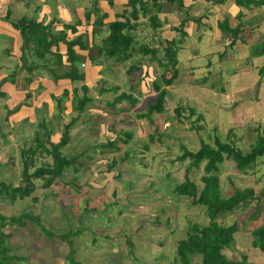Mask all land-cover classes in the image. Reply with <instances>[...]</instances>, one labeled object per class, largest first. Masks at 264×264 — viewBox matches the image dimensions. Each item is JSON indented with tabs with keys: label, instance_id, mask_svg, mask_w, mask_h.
<instances>
[{
	"label": "rangeland",
	"instance_id": "rangeland-1",
	"mask_svg": "<svg viewBox=\"0 0 264 264\" xmlns=\"http://www.w3.org/2000/svg\"><path fill=\"white\" fill-rule=\"evenodd\" d=\"M72 1L77 3L75 19L80 5H90L93 14H102L93 0ZM147 1L152 7V1ZM158 1L163 7L157 13L161 25L156 30L148 15L131 19L136 38L132 58L124 64L99 58L92 66L86 58L91 54L88 50L80 63L83 80L55 81L42 61L31 55L25 66L33 64L32 69L21 68L12 44L6 58L0 55V73L8 76L7 90L0 95V182L20 184V148L35 133L42 134L39 122L43 118L51 131L49 140L60 139L62 126L77 116L71 107L76 96L72 88L81 96L83 84L92 99L71 126V139L62 149L67 157L78 156L73 166L48 187L44 180H35L34 192L23 199L12 201L0 195L1 214L25 212L39 219L4 229L12 234L10 252L22 256L14 264H69L70 240L77 264H182L175 252L178 240L185 237L190 224H206L207 216L205 207L175 192L185 175L199 190L202 187L203 164L187 170L189 160L176 158L180 145L195 151L201 141L213 145L215 136L224 140L233 129L235 144L246 151L254 139L253 128L264 123V78L257 74L264 56L246 59L249 47L264 38V9L239 8L233 0H183L185 11ZM187 15L182 27L187 35L182 37L180 24ZM224 18L231 27L243 22L231 45L218 28ZM104 35L101 29L98 38ZM181 38L179 76L165 85L158 59L137 49L146 44L162 57L166 42ZM84 39L87 42L88 36ZM203 77L206 82L198 83ZM153 82L164 87L167 96L164 111L153 113L150 121L141 115L157 94ZM121 92L131 94L136 103L131 106L126 98L111 106ZM178 105L183 110L177 120ZM189 108L195 111L192 116ZM108 142L115 143L105 146ZM35 160L40 166L50 158L43 154ZM218 176L223 197L232 195L234 188L251 189L254 195L248 204L218 219L222 225H237L233 243L223 253L230 260L245 256L247 264H264V252L252 245L251 234L264 216V164L259 160L254 169L239 172L231 160H224ZM68 232L73 233L68 239L60 237ZM199 260L193 257L192 264Z\"/></svg>",
	"mask_w": 264,
	"mask_h": 264
},
{
	"label": "trees",
	"instance_id": "trees-1",
	"mask_svg": "<svg viewBox=\"0 0 264 264\" xmlns=\"http://www.w3.org/2000/svg\"><path fill=\"white\" fill-rule=\"evenodd\" d=\"M151 1L152 7H150L147 0L127 1V7L129 9L123 10L116 16L117 19L115 21L107 25V34L100 37L101 41L99 44H92L90 48L91 54L88 56L92 65H97L100 57L103 58L102 60H111L116 64H124L132 58L135 51L134 44L136 43V38L133 34L135 24H132L131 19L137 21L140 14L148 15L154 30L161 25L157 13L162 10L163 4L158 0ZM162 1L170 5H176L177 8L187 11L183 4V0ZM213 1L221 3L224 0ZM233 2L235 5L246 9L260 7L264 9V0H233ZM89 15L90 12L85 15L86 19L89 18ZM95 15L96 18L93 22L92 37L101 34V28L104 25V14H99V12L96 11ZM236 16L240 18L241 12H238ZM187 17L188 15L180 24L179 31L182 37L187 35L186 32L182 30ZM242 23L243 22L240 21L238 25L231 27L226 18L218 22L220 31L230 38L229 45L235 43L239 37V33L243 29ZM13 26L19 31L20 37L22 38V45L20 48L21 68H25L27 71L32 69L33 64L25 66L29 62V55H31L42 61L55 81L67 79L74 83L84 79V73L80 68L82 56L74 50L75 45L82 46L80 40L83 35L66 42V59L63 61V55L57 49L59 41L65 38L62 33L63 31H60V33L57 34V39H55L49 30V26L27 17L19 18L13 22ZM183 41L182 38L180 41L174 39L167 41L161 50L162 57L156 56V48L149 47L146 44H142L137 49L141 55H148L149 58L158 59V64L163 69L160 74V79L165 85H171L179 76V68L177 66L178 47ZM53 46L56 47L54 51H52ZM262 56H264V38L261 42L251 45L248 53V58ZM167 74H169V77H167ZM257 74L260 78H264V65L258 67ZM205 79V77L201 78L198 80V83L206 82ZM3 81H5V79L0 82V87ZM29 81H31L30 78H28V82ZM152 85L157 94L152 101H148L147 109L145 113L141 115V117H147L148 119L153 113H161L164 111V101L167 96V90L164 87H161L156 82H153ZM81 87L83 89L81 96L77 95L76 88H72L76 96L72 99L71 107L72 110L76 112L77 116L62 126L60 139L56 143L49 140L51 131L46 124V120L43 118L39 122L42 128V134H39V132L35 133L33 139L29 143L23 144L20 148L19 156L22 165L20 184L12 186L0 182V195H6L12 201L17 198L23 199L34 192L36 188L35 180H44L43 185L48 187L62 176L65 169L73 166L78 156L73 155L67 157L62 153V149L67 146L71 139V126L76 118L87 110V104L92 101L91 97L87 94V87L83 84ZM64 92L67 93L68 90H64ZM0 95H4V93L0 91ZM29 96L30 93H27L26 97L28 98ZM126 98L130 101L131 106L137 101L131 94L121 92L112 99L110 105L115 106ZM182 110L183 108L181 105L176 106L174 109L177 120L180 118ZM189 112L190 116L195 113L191 108H189ZM198 117L201 118L200 115ZM149 120L151 121V118ZM252 131L254 133V139L249 149L246 151H243L235 144L233 129L228 130L231 135H226L224 140L215 136L213 145L201 141L199 148L195 151L180 145L181 154L176 158L178 160H189L186 168L187 170L192 167H198L201 163L203 164V175L201 176L202 187L199 190L197 185L185 175L184 180L175 187V192L180 196H187L191 199L192 203H198L205 207L207 216L206 224L201 226L193 223L190 224L185 237L178 240L175 252L177 259L182 264H192V259L195 256L200 257L197 264H247L245 256L240 260H230L223 253V250L233 243V235L237 231V225L235 222L228 226L222 225L218 222V219L222 215L232 212L236 207L248 204V198L254 196L253 191L251 189L239 190L234 188L232 195L223 197L220 191L218 172L219 166L224 160H231L235 169L239 172L254 169L259 160L264 164V123L260 126L258 124ZM125 135L129 136L128 133H125ZM151 138L154 139L150 136L149 139ZM114 143L108 142L105 146L110 145L112 147ZM43 154L47 155L50 161L37 166L35 164V158L37 155L41 156ZM27 220L36 221V223L39 222L36 216H32L25 212L9 217L0 213V264H14L16 261L22 259V256L10 252L11 246L9 245V239L12 234L10 232H5L4 229L6 227H14L15 225L21 227L25 226ZM43 231L46 235L52 236V234L49 231H45L44 228ZM251 234L253 236L252 245L264 252V216L262 218V224L253 229ZM72 235L73 233L68 232L60 237L66 239L68 236L71 237ZM71 244L72 240L69 241L70 251L66 256V260L69 264H77L73 256L75 250Z\"/></svg>",
	"mask_w": 264,
	"mask_h": 264
},
{
	"label": "crops",
	"instance_id": "crops-1",
	"mask_svg": "<svg viewBox=\"0 0 264 264\" xmlns=\"http://www.w3.org/2000/svg\"><path fill=\"white\" fill-rule=\"evenodd\" d=\"M127 1L128 0H93L94 5H96V7L99 6V8L101 9L100 13L104 14V25L101 29L102 32H105V35L107 34V25L117 19L116 16L119 14V12H122L125 9H129L127 7ZM75 4L77 3L72 0H0V34L2 32L1 35L4 37V39H2V42L0 43V55L6 58L5 55L11 53L9 48L12 44V52L14 53L15 57L20 59L22 38L20 37L19 31L14 28L13 22L18 20L19 18L27 17L33 18L36 20V22H41L43 25L49 26V30L55 37V39H57V34H59L60 31H63L62 33L64 34L65 38L64 40L59 41V43L57 44L58 51L63 55V61H65L66 59V42L76 39V37H80V35H83L80 40L82 46H74L75 52L81 54L83 59L86 51H90L92 44L100 43L101 38H98V36H100L101 34L92 37L93 22L96 18V15L93 14L90 5L82 6L78 4L81 8L80 10L77 9L80 13L77 11L78 15L75 19V10L77 8H75ZM99 8L97 9L99 10ZM118 8H121V10L118 11ZM89 12V18L86 19L85 15ZM15 14L17 15L16 17H14ZM85 36H88L87 42L84 39ZM55 49L56 47L53 46L52 51H54ZM88 55L86 58L90 61ZM9 58L12 59V56H10ZM100 59L103 58L100 57ZM246 59H248V57ZM90 64L92 63L90 62ZM81 71H83L84 73V70L82 68ZM47 72L50 73L48 70ZM11 75H13V73ZM4 79L5 81L1 83L0 87L1 92L7 90L6 86L8 84L6 82H8V76L0 73V82ZM250 99L252 98L250 97Z\"/></svg>",
	"mask_w": 264,
	"mask_h": 264
}]
</instances>
